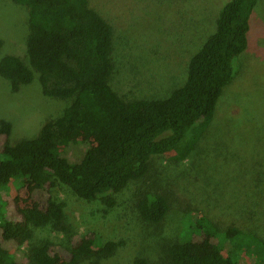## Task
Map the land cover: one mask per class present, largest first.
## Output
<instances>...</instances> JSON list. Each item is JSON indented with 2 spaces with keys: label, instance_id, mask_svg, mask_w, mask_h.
I'll return each mask as SVG.
<instances>
[{
  "label": "trees",
  "instance_id": "16d2710c",
  "mask_svg": "<svg viewBox=\"0 0 264 264\" xmlns=\"http://www.w3.org/2000/svg\"><path fill=\"white\" fill-rule=\"evenodd\" d=\"M258 0H227L215 29L189 58L184 82L159 99L123 100L109 85L113 32L90 0H11L27 11L23 57L0 58V78L12 93L36 78L41 94L68 102L37 134L0 146V264H55L61 249L49 241L31 243L34 230L49 227L69 234L65 203L51 192L57 185L78 199L98 202L107 213L132 181L145 177L153 157L177 152L188 158L206 133L222 88L233 76V60L247 48L250 17ZM11 132L0 119V136ZM83 150L70 162L72 138ZM69 157V156H68ZM24 181L31 204L12 207L2 189ZM144 190L132 204L140 223L159 225L174 206L180 212L174 241L165 247L169 264H264V240L182 190ZM124 244L102 241L96 234L70 237L68 261L109 258ZM25 248V250H21ZM20 252V258L18 253ZM134 264H148L135 258Z\"/></svg>",
  "mask_w": 264,
  "mask_h": 264
},
{
  "label": "rangeland",
  "instance_id": "374dc122",
  "mask_svg": "<svg viewBox=\"0 0 264 264\" xmlns=\"http://www.w3.org/2000/svg\"><path fill=\"white\" fill-rule=\"evenodd\" d=\"M227 0H90L110 23L113 32L111 89L123 100L165 98L185 80L189 58L214 32L220 7ZM27 11L11 0H0V58L23 57ZM247 50L233 60V76L222 88L206 133L188 158L177 152L153 157L149 173L128 184L117 196V205L103 213V205L85 202L62 185L51 192L65 203L69 234L49 227L34 230L31 243L49 241L61 249L55 264L68 261L70 237L96 234L102 241H122L114 255L96 256L76 264H169L165 247L174 241L180 212L173 206L159 225L140 223L132 204L144 190H165L210 199L207 205L225 213L234 223L264 240V0H258L250 17ZM68 102L44 97L36 78L12 93L0 78V119L11 132L0 136V146L34 137L46 122L58 117ZM66 158L83 145L71 139ZM166 191V192H167ZM181 192V193H180ZM7 213L31 204L24 181H12L2 189ZM25 250V248H21ZM249 251L241 264H249ZM20 258V252L18 253Z\"/></svg>",
  "mask_w": 264,
  "mask_h": 264
}]
</instances>
